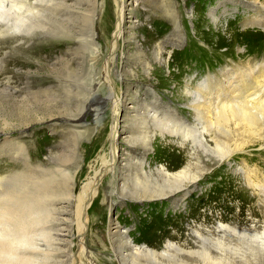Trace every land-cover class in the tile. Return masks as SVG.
<instances>
[{"label":"bare ground","instance_id":"6f19581e","mask_svg":"<svg viewBox=\"0 0 264 264\" xmlns=\"http://www.w3.org/2000/svg\"><path fill=\"white\" fill-rule=\"evenodd\" d=\"M184 1L186 13L192 15L194 20V10L191 12L187 8V0ZM130 4L133 6L129 7ZM228 4L227 0L217 1L216 9L228 11ZM106 5L110 8H105L104 17L100 20L103 22V31H110L106 50L104 53L94 52L90 59L98 81L113 88L114 96L110 98L113 100L114 112L110 124L102 127L106 132L104 149L100 151L97 164L89 166L88 175L86 173L87 176L78 184L75 173L73 178L66 179L68 176L65 172L57 169L56 175H52L55 170L52 165V172L46 164L43 165L44 161L38 160L36 166L32 164L30 155L23 159L20 171L0 177V264H62L61 257L67 251V264H97L90 245L86 243L90 231L92 244L98 245L101 251H110L106 259L112 264H264V220L258 225L252 218L253 214L247 213L249 218L246 220L251 222L245 225L241 223V220L245 221L242 218L245 215L240 211H230V219L227 212L215 213L207 208L200 212L198 207L186 204L193 198L192 194L200 187L206 173L209 175L214 171L218 156L230 162L235 153H246L260 143L261 148L264 147V65L256 67L258 62L255 63L249 73L243 67H238L240 65L228 71H223L226 67L220 68L218 73L209 72L194 86V78L190 79L184 90L188 97V113L195 116V124L191 126L183 117L187 111L167 104L165 95H160L156 90L158 86L146 88L147 100L141 98L140 85L135 88L137 91L127 86L125 97L115 92L118 86L113 81L112 72L119 57L127 56L126 39L132 40L130 46L138 55V63L142 65L145 77L151 80L155 79L154 72L158 69L170 71L171 62L176 61L177 53L168 49L175 35L170 34L172 37L164 39L161 34L150 32L139 21L135 23L131 20L137 11V0H110L103 3L102 8ZM250 5L256 13L241 19L240 26L243 29H264V1L252 0ZM211 8L208 9L210 17L218 22L222 17L216 16ZM17 10L19 12L15 17L20 29L34 31L44 28L45 9L25 6ZM234 12L241 14L237 9ZM170 14L172 20H179L182 26L175 8ZM181 26H175L173 33L182 32ZM141 33L142 39L139 38ZM200 34L201 30L197 29L198 38ZM238 55L240 57L241 52ZM52 89L42 87L37 92L29 91V95L35 96L43 91L52 94ZM86 101L81 111L92 103ZM131 101H137V105L129 107L128 102ZM78 117L81 121L83 115ZM80 121L68 124L73 127ZM55 123L52 120L49 125ZM27 129H30L28 124L21 129L23 134L27 133ZM71 133L76 134V131L71 130ZM158 143L164 151L174 148L179 155H171L173 157L168 161L158 160ZM13 154H6L3 158L13 164ZM52 158L53 153L47 156L46 163ZM179 159H184L185 163L180 164ZM243 172L245 176V169ZM262 177L261 170L254 167L248 171L246 180L251 196L260 202L264 216ZM107 185L111 188L107 189ZM76 191L79 192L77 195ZM257 191L260 193L257 194ZM200 196V193L196 194L197 198ZM125 198L136 202L134 208L141 205L140 211L130 209L128 202L122 201ZM149 203H155L158 209H153ZM168 204H172L180 216L169 230L164 229L165 226L153 224L146 230L144 238H135V233L123 228L113 218L118 209L126 208L128 215L133 213L137 216V212H143L148 207L165 211ZM199 212L198 217L193 216ZM105 217H110L109 224L116 222L114 230L109 228L103 231ZM139 230L136 225L135 231ZM76 246L78 251L73 248Z\"/></svg>","mask_w":264,"mask_h":264},{"label":"rangeland","instance_id":"374dc122","mask_svg":"<svg viewBox=\"0 0 264 264\" xmlns=\"http://www.w3.org/2000/svg\"><path fill=\"white\" fill-rule=\"evenodd\" d=\"M108 1L110 0H0L1 178L20 171L22 161L28 155L32 157V164L36 166H38L37 161L39 160L41 162L44 161L43 165L45 166L46 164L50 170L54 167L53 170H55L53 174L51 173L52 175H56L55 171L57 169L65 172L68 176L66 179L73 178L75 173L77 184L88 175L89 166L97 164L96 160L105 146L106 132H104L102 127L110 124L114 112L112 109L113 100L110 98L111 95H114L112 94V86L108 87V85H103L98 81L90 59L94 52L104 53L106 50L105 46L107 45V37L110 35V31L108 29L103 31L101 26L103 22H100V20L104 17L106 10L110 8L107 6L110 2L102 8V4ZM163 1L137 0V11L134 18H131L129 14L128 24H130L131 18L133 22L138 23L137 21H139L140 24L147 26L150 32L161 34L164 39L175 35L178 39L175 36L171 38L175 40H172V43H174L173 45L171 43L168 49L177 53L176 61L172 60L170 71L156 70L154 72L156 80H151L145 77L143 67L138 63V55L135 54L132 46H130L132 40L126 39L127 56L126 58L119 57L120 60L116 61L114 64L115 69L112 72L113 81L118 86L115 92H118L119 96L125 97L124 93L127 91V86L132 88V91H137L135 88L140 85L141 98L143 97V100H147L146 88L152 89L158 86L156 90L160 95H165L166 98H164L167 104L187 111V114L183 116L184 120L193 126L195 124V116L188 113V97L184 90L188 86L189 80L194 78L192 83V86H194L209 72L218 73L220 68L226 67L223 71H228L236 69V65H240L238 67H243V70H247L246 72L249 73L254 69L251 66L255 63L258 62L256 67L264 65L262 63L264 62V29L260 27L243 29L239 24L241 19L247 15H253V12L256 13L250 5L252 0H244L243 2L241 0H227V4L230 1L228 11L216 9L217 1L222 0H187V8L191 12L194 10L196 14L194 20L191 18L192 15L186 13L184 0ZM26 2L27 4H24ZM25 6L45 9L46 17L43 18L46 22L44 28L40 30L38 28V30L35 29L34 31L20 29V24L15 16L17 9ZM132 6L131 4L129 5V7ZM209 7H212L211 9L216 13V16L222 17V19L216 22L213 17H210ZM173 8L176 9L182 26L179 20L175 21L171 18L170 13ZM235 9L240 11L241 14L234 12ZM175 26H181L183 31L174 34ZM197 29L201 30L199 38L196 36ZM26 31L31 33L29 34ZM142 36L143 33L139 35V38L142 39ZM178 41L179 43L177 44ZM239 52H241L240 57L238 55ZM247 66L251 67V69H245ZM197 77L198 80H195ZM66 83L70 85L68 86ZM59 86H64V88ZM42 87H45L46 90L50 89V87L53 88L52 94L51 92L46 93L43 91L44 93L39 92L35 96L29 95L30 92H35ZM27 90L28 93H26ZM25 95L28 99H26ZM86 100H90L92 103L88 104L86 110L81 111L87 102ZM128 103L129 107L137 105V101ZM36 109L40 112H36ZM81 114L83 117L80 121L78 116ZM52 120L56 123L51 126L49 122ZM75 120L80 122L78 125H74L73 128L68 122ZM27 124L30 129L26 130V134H23L21 129ZM65 128L67 129L64 130ZM71 130L76 131V134L71 133ZM60 134L62 135L59 136ZM77 134L78 136H76ZM62 136L66 138H62ZM261 146L262 144L260 143L248 149L246 153L233 154L230 162L228 160L225 161V157L220 159L221 157L218 156L214 171L209 175L206 173L207 176L204 177L205 179L201 182L200 187L192 194L193 198L188 200L186 204L198 207L200 212L206 208L213 210L215 213L227 212L229 214L230 211H240L243 216L245 215L242 217L245 221L241 220V223L245 225L250 224L251 221L246 220L249 218L246 215L251 213L253 214V220L260 225L264 220L261 205L260 202L251 196V190L248 187L246 178L248 179V171L256 167L261 170L262 180L264 181V147L261 148ZM159 148L157 158L160 161L171 160L170 158L173 157L171 155L174 154L179 155L174 148L164 151L161 144H159ZM11 153H14L15 161L13 164L3 158L4 155ZM51 153H53V158L46 163V158ZM61 154L64 157H60ZM55 158L57 159L55 160ZM184 159L182 161L179 159L181 161L180 164L185 163ZM244 162L245 166L243 165ZM243 168L245 169V176ZM262 185L261 192L264 193V184ZM110 188L107 185V189ZM78 193L76 191V195ZM197 193L201 194L199 198L196 197ZM258 193L260 191H257ZM126 199L122 201H127L130 209L134 208L136 202ZM138 206V208L132 210L139 209L140 211L141 205ZM149 206L155 210L158 209V207H155V203H149ZM153 209H150V207L145 208L143 212H137V216L133 213L128 215L126 208L118 209L115 210L113 218L120 222L123 228L135 233V238H144L146 230L153 227V224L165 226L164 229L169 230L171 228L170 225L180 216L179 213L174 211L172 204H168L165 211L163 209L160 211ZM200 212L193 216L198 217ZM100 218L102 219V217ZM105 218V227L102 226L103 231H107L109 228L114 230L116 222L109 224L110 217ZM153 218L154 220L152 221ZM229 218H232L231 213ZM149 221L152 222L148 223ZM212 221L210 220L209 222ZM100 224L103 223L100 222ZM136 225L140 228L139 231H135ZM91 235L92 232L90 231L87 235L88 242L86 243L90 245L91 253H93L96 263L112 264L106 259L110 251H101L102 249L98 245L92 244ZM73 241H75V238H73ZM73 248L78 251V246ZM68 261L67 251L62 255L61 262L62 264H67Z\"/></svg>","mask_w":264,"mask_h":264}]
</instances>
